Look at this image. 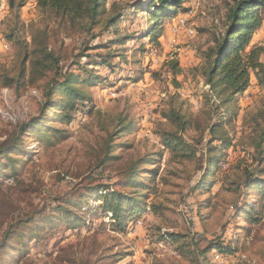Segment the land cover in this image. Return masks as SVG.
I'll return each mask as SVG.
<instances>
[{"label": "rangeland", "instance_id": "rangeland-1", "mask_svg": "<svg viewBox=\"0 0 264 264\" xmlns=\"http://www.w3.org/2000/svg\"><path fill=\"white\" fill-rule=\"evenodd\" d=\"M18 1H22L23 6L15 13L8 7L9 0H0V143L31 118L37 117L41 125L21 137V146L17 150L0 159V172L7 176L0 175V238L7 225L24 217L25 213L47 203L54 206L59 200L62 202L60 196L73 188L85 190L87 186L95 188L109 184L110 177L129 161L162 150L159 133L174 131V126L161 117V112L170 108L178 110L190 116L199 128L219 119L218 112L221 114L225 107L214 99L203 76L204 54L216 42H221L229 26L226 15L237 0H186L181 7L187 8L186 12H180L179 8L173 17L161 22L156 30L157 41L152 37H139L156 24L146 13L128 14L123 22L108 31L99 26L95 34L100 35L93 45L127 35L137 37L113 47L116 57L109 60L111 68H87L92 70L94 78L106 82L96 80L93 86H77L91 102L89 105L84 103L88 107L87 113L73 112L68 124L61 121L64 113L42 110V91L48 79L29 82L23 78L19 85L11 87L2 83L5 76L17 77L22 59L20 46L9 41L7 35L18 23L20 28L15 33L20 43L27 47L34 27H44L36 0H15ZM125 1L106 0L105 12L112 2ZM17 13L18 20L15 18ZM258 15L261 22L245 51L253 46L264 48V10H259ZM103 16L105 18L106 14ZM47 27L48 42L65 54L63 73L69 70L78 74L76 68L69 69L68 65L78 54L82 35L74 31L58 32L53 22ZM105 52L91 51L89 54ZM88 61L84 58L81 63ZM79 76L85 77L84 72ZM263 105L264 87L251 72L249 87L227 106L224 119L228 124L224 131L233 138L234 148L227 151L226 161L209 179L212 187L208 191L189 194L192 181H196L201 173H196L192 161L167 163L169 152H165L153 181L139 175L141 181L149 185L147 203L160 205L161 216L146 212L121 234L110 227L102 230L98 227L97 217L81 212L84 224L65 230V224L61 223L54 233L46 232L40 247L35 248L30 239L29 251L21 255L31 258L34 264H193L180 258L174 245L157 241L160 232H175L189 235L191 244H196L197 248L218 238L229 244L234 250L231 255L216 250L209 253L208 260L212 264H264V202H259L261 195L255 192L251 196L257 201L256 216L252 213L250 219L244 215L234 219L232 206L237 202L236 198L219 190L226 174L232 179V175L241 174L246 163L249 164L251 149L246 146L243 131ZM216 106L214 115L212 108ZM43 114L45 117H41ZM129 124L133 125L134 131L121 133V127ZM196 132L195 127L188 131V136H196ZM112 134L113 144H121L110 149L117 161L100 166ZM235 165L240 171L234 169ZM14 169L20 180L17 186H13L9 178ZM161 177L167 183L162 184ZM206 199L211 206L198 211L199 202ZM87 203L91 201L84 199L83 209ZM74 211L79 213L77 209ZM115 254L121 259L112 263L115 258L111 256ZM17 260L18 257L11 264Z\"/></svg>", "mask_w": 264, "mask_h": 264}, {"label": "trees", "instance_id": "trees-1", "mask_svg": "<svg viewBox=\"0 0 264 264\" xmlns=\"http://www.w3.org/2000/svg\"><path fill=\"white\" fill-rule=\"evenodd\" d=\"M185 1L126 0L123 3L112 2L106 13V0H36L44 27H34L31 33V42L27 47L20 43L21 41L15 33L20 28L18 23L17 27L15 26L12 32L7 35L9 41L20 46L22 59L19 63L17 77L5 76L2 83L5 87H11L14 84L19 85L23 78H27L29 82L48 79L42 91V110L64 113V116H61V121L68 124L73 112L87 113L88 107L84 103L89 105L88 102H91L77 86H93L96 84V80L106 82L102 78H94L91 75L92 70L87 68L99 66L111 68L109 60L116 57V54L113 53L115 51L112 52L113 47L135 40L132 38L133 36L137 37L136 35H127L93 45L92 43L100 35L95 34L96 29L102 26L104 31H108L123 22L128 14L135 15L141 12L146 13L156 24L144 34H140L139 37H152L157 41L156 30L161 22L173 17L179 8L180 12H186L187 8H181ZM22 6V1L16 3L15 0H9L8 2L10 11H15V13ZM259 10H264V0H237L226 15L229 26H227L221 42H216L214 47L209 48L204 54L203 76L210 86L214 99L220 101V106L225 107L224 113L218 112V120L207 122L199 128L190 116L181 114L178 110L170 108L161 112V117L174 126V131L159 133L162 150L129 161L114 176L110 177L109 184L95 186V188L87 186L85 190L73 188L60 196L62 202L59 200L58 204L54 206L48 203L44 204L39 209L25 213L24 217H18L9 223L0 238V264H11L17 257L19 260L16 263L21 260L19 264H34L31 258H24V254L29 251L27 249L29 240L32 239L35 248H38L43 236L47 234L46 232L50 230L51 234L54 233L59 224L64 223L65 230L80 226L83 222L80 216L81 212L90 214L91 217H97L99 219L98 227L102 230L110 227L113 231L121 234L126 233L132 223L146 212L161 216L163 210L160 205L147 203L149 185L142 182L139 175H145L153 181L160 169V163L164 160L165 152H169L167 163L169 161H192L195 163L196 173H201L196 181H192L189 194L208 191L212 187V182L209 179L216 175L220 164L226 161L224 157L227 151L234 148L233 138L227 136L224 131V126L228 124V121L224 119L227 106H230L233 100L249 87L251 72L254 73L260 86L264 87V48L253 46L245 51L254 30L261 22L258 15ZM103 14H106L105 18H103ZM15 18L18 20V13ZM49 22L56 25V28L59 29L58 32L74 31L82 35L78 54L72 57L74 62L72 64L70 62L68 65L69 69L76 68L78 74L69 70L63 73L65 54L55 48L54 44L48 42L50 35L47 26H49ZM116 33L114 30V34ZM101 50H106L105 54H89L91 51ZM84 58H88L89 61L81 63ZM81 72H84L85 77L79 76ZM48 74L50 75L48 76ZM217 108V106L212 108V114L215 115ZM41 117H45V114ZM37 125H41V122L38 124V118L34 117L27 123L17 126L18 128L14 129L13 133L0 143V159L6 158L9 153L17 150L21 146V137L26 136V133H32ZM195 127L197 135L188 136V131L194 130ZM133 131L132 124L121 127L123 134H130ZM243 134H246L244 137L246 146L251 149L250 162L246 163L241 174L236 172L232 175V179L228 178L226 174L222 179V186L219 188L220 191L224 190L236 198L237 202L232 206L234 219L243 215L250 219L253 217L252 213L257 215L254 209L257 201L255 202L251 197L255 192L261 195L259 202H264V105L257 111L251 123L244 128ZM113 135L110 136L108 146L104 149L100 166L117 161V156H113L110 151L115 145L113 144ZM120 145L116 144L115 147ZM12 164L13 162L9 163L10 167ZM233 167L240 171L236 165ZM224 172L226 171L224 170ZM0 175L7 178L5 172H0ZM9 178L14 183L13 186L20 183L15 169ZM160 181L162 184L167 183L163 177ZM121 189L128 191L124 192ZM219 190L216 194L219 193ZM84 199L91 201V203H87L85 209H83ZM95 202L97 203L93 204ZM210 206L206 199L199 202L197 207L198 211H201ZM75 209L79 213H76ZM45 211L46 213H44ZM50 211H54V214L49 213ZM252 221L256 220L252 219ZM45 227H47L46 231ZM189 238V235L175 232H160L157 241L174 245L180 258L187 259L193 264H212L208 260V255L215 250L224 255H231L234 251L220 238L209 241L202 248L191 244ZM22 252L25 253L21 255ZM111 258H115L112 263H116L121 259V256L115 254Z\"/></svg>", "mask_w": 264, "mask_h": 264}]
</instances>
